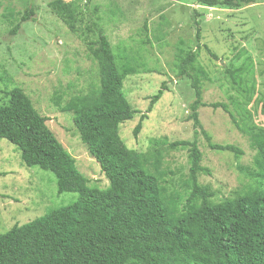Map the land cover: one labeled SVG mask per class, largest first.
<instances>
[{"label":"rangeland","instance_id":"1","mask_svg":"<svg viewBox=\"0 0 264 264\" xmlns=\"http://www.w3.org/2000/svg\"><path fill=\"white\" fill-rule=\"evenodd\" d=\"M54 1L75 3L83 14L98 19L116 56L136 71L123 83L126 100L136 111L132 120L119 127L127 148L146 154L153 149L152 139L196 140L200 165L206 171L198 175V182L212 193V203L257 187L258 178L253 175L257 150L249 127L264 128V0L238 9L210 8L200 0H0V106L7 103L9 90L22 89L48 119L47 128L75 159L90 185L104 189L108 181L82 144L72 114L60 111L73 98L90 93L97 83V66L81 40L51 11L49 4ZM28 9L34 12L32 19L12 34ZM189 50L197 53V64L206 73L201 78L206 107L198 110L200 125L212 143L233 145L242 155L213 151L200 132L195 137L187 118L193 90L175 68V56ZM239 68L235 84L227 71ZM162 83L166 91L146 114L149 98ZM251 86L255 93L244 106V91ZM215 103L224 104L235 121L221 108L208 106ZM142 115L146 119L134 137ZM158 151V164L152 159L146 168L159 177L161 202L168 205L173 200L180 211L188 190V152L165 146H158ZM77 198L72 192L58 194L52 173L24 166L17 148L0 139V235L73 204Z\"/></svg>","mask_w":264,"mask_h":264},{"label":"trees","instance_id":"2","mask_svg":"<svg viewBox=\"0 0 264 264\" xmlns=\"http://www.w3.org/2000/svg\"><path fill=\"white\" fill-rule=\"evenodd\" d=\"M256 1L200 3L210 8L238 9ZM49 6L68 32L85 45L97 66V83L90 93L73 98L60 111L72 114L73 126L108 186L101 189L90 185L75 159L47 128L48 119L39 114L22 89L9 90L7 103L0 106V139L17 148L24 166L52 173L58 194L72 192L78 198L73 204L1 234L0 264H264V128L249 127L254 131L252 139L257 150L253 174L258 178L257 187L241 196L212 203V193L198 182V175L206 171L200 165L202 156L196 140L169 143L166 138L152 139L153 149L146 154L126 147L119 127L132 120L136 111L126 100L123 83L136 71L116 56L98 19L86 16L72 2L54 1ZM33 15L32 9L26 10L12 34ZM199 38L197 31L196 39ZM175 68L178 77L188 79L193 90L187 118L193 123L195 137L200 132L213 151L242 155L233 145L212 143L200 125L198 110L206 107L201 78L206 73L197 64V53L179 51ZM239 71L240 68L227 71L235 84ZM164 91L166 86L162 83L149 98L146 114ZM254 93L253 86L244 91V106L251 102ZM208 106L221 108L235 121L224 104ZM144 119L146 115L135 126L134 137ZM158 146L188 152V190L180 211H176L177 202L173 200L168 205L163 202L168 210L163 206L159 177L146 168L152 159L158 164Z\"/></svg>","mask_w":264,"mask_h":264}]
</instances>
